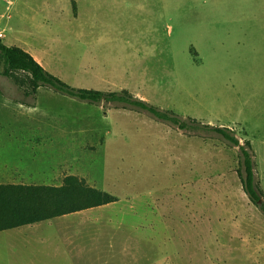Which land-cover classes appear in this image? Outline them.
Masks as SVG:
<instances>
[{
	"label": "rangeland",
	"instance_id": "1",
	"mask_svg": "<svg viewBox=\"0 0 264 264\" xmlns=\"http://www.w3.org/2000/svg\"><path fill=\"white\" fill-rule=\"evenodd\" d=\"M133 1L138 9L130 8ZM74 5L0 0L3 43L34 54L75 89L126 90L199 123L181 130L121 103L42 90L40 111L66 121V134L58 131L54 143L55 160L63 163L56 187L76 175L119 199L86 209L105 218L109 232L100 225L78 240L79 249H69L85 255L79 264H264V212L240 176L244 146L264 191V0H126L116 23L122 29L104 28L103 10L83 11L77 20ZM16 77L1 75L0 88L27 83V74ZM18 96L27 97L0 95ZM20 114L17 106L0 105V138L38 133L37 123ZM207 125L229 129L240 143ZM0 147L6 160V143ZM6 244L0 264H52L47 253L38 260L44 249L5 252Z\"/></svg>",
	"mask_w": 264,
	"mask_h": 264
},
{
	"label": "crops",
	"instance_id": "2",
	"mask_svg": "<svg viewBox=\"0 0 264 264\" xmlns=\"http://www.w3.org/2000/svg\"><path fill=\"white\" fill-rule=\"evenodd\" d=\"M73 1L75 2L74 6L77 10V20L80 19L83 11L89 16L90 12L103 10L105 18L103 19L102 25L104 28H124V25H117L116 23L120 19L117 17L119 15V10L125 6L126 0ZM162 3V8H166L167 10L168 5H164V1H162ZM130 8L132 10L138 9L139 5L133 1L130 3ZM114 19H116V21L112 23ZM4 37L5 35L1 37L0 40ZM103 39L105 40V38ZM32 55L37 59L34 54ZM44 88H50L55 91L51 87L41 86L37 88L34 94L27 95V97H0V105H2L3 108L7 106H9V108L11 106H17L21 110L20 116H25L27 120L30 119L32 121L31 123H37L38 127L37 134H8L5 138H0V144L6 143V149L9 154L6 160L0 161V181L5 182L0 184L57 185L56 175L58 172L59 174L61 173L63 163H58L55 160L56 152L54 150V143L58 131L66 134L67 131L63 132L64 123L66 121H64V123L62 122L63 119L60 117L61 113L52 118V112L49 109L42 112L37 107V105H40L38 103V98ZM24 90L25 89L17 86L0 88V95L7 93L16 95L25 94L26 92ZM50 117L53 120H50ZM86 212H88V210H82L51 220L1 231L0 234H8V237L3 242L0 241L2 242L0 244L7 243L2 250L6 252L8 249H28L29 247L34 249L36 246L44 249L41 250L43 255L39 256L38 260L41 259L45 262L47 257L44 253H47L50 256L52 264H79L80 259L84 262L86 257L82 255L83 253L72 252L69 249H79L77 244L78 240L83 236L90 235L89 230L93 228L96 229L100 225L101 228L99 231H103L104 229L109 232L108 225L103 224L105 218L96 215L87 216ZM59 218H63V221H58L57 219ZM49 231L54 233V237H58L59 240L53 242L52 237L49 235ZM46 235H48V237H46ZM63 241L64 247L62 248ZM46 243H48V245ZM46 246L48 247L46 248ZM45 248L51 249V251L47 252ZM64 248L68 253L67 256L60 253V250L62 251ZM84 249H87V247ZM37 264L47 263L37 262Z\"/></svg>",
	"mask_w": 264,
	"mask_h": 264
},
{
	"label": "trees",
	"instance_id": "3",
	"mask_svg": "<svg viewBox=\"0 0 264 264\" xmlns=\"http://www.w3.org/2000/svg\"><path fill=\"white\" fill-rule=\"evenodd\" d=\"M76 10V8H75ZM0 76L17 78L16 73L27 74V83L19 81L20 87H30L26 95L34 94L37 88L48 86L56 92L91 103H121L142 111H148L156 118L172 123L179 129L196 127L199 123L195 119L182 120L171 111H162L150 105L146 100L134 97L130 92L105 93L93 89H75L50 73L35 57L17 46H8L0 40ZM21 82V83H20ZM208 128L223 135L236 144L240 141L231 131L224 127L207 125ZM251 148V143L246 142ZM244 172L240 176L245 193L264 212V191L255 179L254 161L251 152L242 147ZM119 199L101 189L89 185L84 179L76 175L65 178L62 186L0 184V232L51 220L67 214L91 209L117 202Z\"/></svg>",
	"mask_w": 264,
	"mask_h": 264
},
{
	"label": "built area",
	"instance_id": "4",
	"mask_svg": "<svg viewBox=\"0 0 264 264\" xmlns=\"http://www.w3.org/2000/svg\"><path fill=\"white\" fill-rule=\"evenodd\" d=\"M4 36V32L0 31V38Z\"/></svg>",
	"mask_w": 264,
	"mask_h": 264
}]
</instances>
